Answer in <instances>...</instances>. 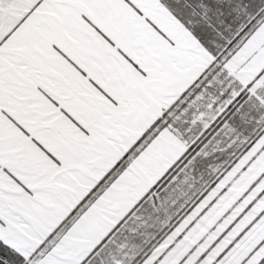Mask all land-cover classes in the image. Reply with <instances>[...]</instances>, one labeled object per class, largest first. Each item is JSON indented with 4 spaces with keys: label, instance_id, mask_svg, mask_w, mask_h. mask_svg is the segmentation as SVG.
Listing matches in <instances>:
<instances>
[{
    "label": "snow or ice",
    "instance_id": "6c2138e0",
    "mask_svg": "<svg viewBox=\"0 0 264 264\" xmlns=\"http://www.w3.org/2000/svg\"><path fill=\"white\" fill-rule=\"evenodd\" d=\"M0 264H264V0H0Z\"/></svg>",
    "mask_w": 264,
    "mask_h": 264
}]
</instances>
